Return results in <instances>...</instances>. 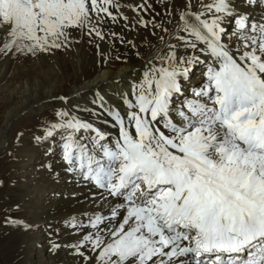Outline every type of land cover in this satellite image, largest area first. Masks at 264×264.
<instances>
[{
  "label": "snow or ice",
  "instance_id": "6c2138e0",
  "mask_svg": "<svg viewBox=\"0 0 264 264\" xmlns=\"http://www.w3.org/2000/svg\"><path fill=\"white\" fill-rule=\"evenodd\" d=\"M257 6L264 10V0H210L194 11L187 0L173 12L170 0H160L164 15L176 17L169 30L149 0H0L4 57L67 49L79 42L76 30L90 43L118 40L137 57L124 29L167 36L133 74L116 78V102L96 83L87 104L51 98L54 118L33 139L59 157L70 183L93 190L86 208L60 221L74 239L62 244L49 232L50 250L69 248L83 264H264V15H252ZM121 23V32H109ZM96 49L107 69L109 55L99 43ZM4 222L31 227L11 216Z\"/></svg>",
  "mask_w": 264,
  "mask_h": 264
},
{
  "label": "bare ground",
  "instance_id": "6f19581e",
  "mask_svg": "<svg viewBox=\"0 0 264 264\" xmlns=\"http://www.w3.org/2000/svg\"><path fill=\"white\" fill-rule=\"evenodd\" d=\"M132 2L138 4L141 0H121L122 4ZM149 2L156 8V12L160 13L157 19L162 25L169 28V30L174 28L176 23L175 15L171 18L166 17L161 11L160 0H149ZM165 2L168 3L169 0H165ZM170 2L173 12H175V9L183 7L187 0H170ZM201 2L208 3L210 0H191L194 11L199 9ZM122 10L129 16L134 15L127 8ZM251 12L254 17L264 15V10L259 6L251 9ZM169 19L172 20V23L168 22ZM122 27V23L112 25L109 27V32H121ZM123 31L129 39L135 40L141 53L140 57H137L132 49L125 44H121L118 40L114 46L110 45L107 39L104 41L96 40L90 43V40L93 39L92 37L76 30L73 35L79 42L73 43L67 49L57 50L50 54L41 53L35 57L30 55L23 56L21 60L18 57L12 56L2 59L0 71L1 68L11 65L13 71L18 70L14 78L17 81L18 79L21 81H18L17 86H13V89H18V100L15 101V104L11 108L3 112L4 118L2 124H0V146L2 138L5 137L7 124L21 110L20 106L26 107V103L31 98L36 104H32L30 107L37 105L38 101L41 104L43 103L42 106L44 107H56L58 106L57 103L51 98L60 95H68L73 102L84 105L91 99V92L89 91L91 85L96 83L102 93L106 95V99L110 102H116L114 96V89L117 87L115 83L116 78L125 73L129 75L133 74L129 70L139 69L144 59L160 48L159 37L162 35L166 36L159 29L155 30L156 35H152L144 29L139 28L137 31H129L128 29H124ZM96 43L100 44V51L108 54L110 57L107 69H103L97 64ZM118 55L120 56V60L115 59ZM28 59H32L33 61L29 64L27 63ZM101 74H106L104 82L98 80V76ZM73 93H77V95L74 97ZM47 113L50 112L47 111ZM40 125H37L38 132L36 133L38 134H40ZM99 126L109 132L114 131L103 123H100ZM47 147L48 144L46 145L45 158L43 159L39 158L40 153L33 146L29 147L28 152H24L28 156L26 166L29 173H31L32 167L36 163H39L35 167L38 175L33 179L28 188H22L23 184L9 186L10 193L8 197L15 206L12 205L13 210L9 212V216L23 220L31 225V227L24 229L22 226L5 224L0 227V237L10 239L13 242L14 251H16L14 258L17 262L30 259L31 264H83L82 259L77 257L69 248L62 247L57 250H50L49 232L52 233L51 238L58 240L62 244L66 242L70 243L74 237L60 221L64 218L65 214L86 208L87 203L84 202V197L93 189L79 187L74 183H70L67 174L63 171L62 162L59 160V157H52L50 154H46ZM45 164L51 165V169L44 167ZM54 172L59 173V175L54 177L52 175ZM72 191L77 193V199L72 198ZM55 192L60 193V195L58 197L54 196L53 193ZM8 207L0 210V217L4 218L7 216ZM49 224L52 225L51 229L48 228ZM29 246H31V249ZM31 250L33 251L32 258ZM1 252L3 254H0V264H5L3 259L5 251L2 249Z\"/></svg>",
  "mask_w": 264,
  "mask_h": 264
},
{
  "label": "rangeland",
  "instance_id": "374dc122",
  "mask_svg": "<svg viewBox=\"0 0 264 264\" xmlns=\"http://www.w3.org/2000/svg\"><path fill=\"white\" fill-rule=\"evenodd\" d=\"M165 38L167 39V36H165ZM17 57L21 60L23 56ZM4 58V56L0 55V63ZM32 61V59H28L27 63L30 64ZM17 71L18 70L13 71L11 65L6 68H1L0 71V124H2L4 118L3 112L11 108L15 104V101L18 100V89H13V86H17L16 84L18 81H21L20 79L17 81V79L14 78L15 75H17ZM32 104H36V102L31 98L26 103V107L20 106L21 110L17 112L9 121L10 123L7 124L4 134L5 137L2 138V144L0 146V167L2 168V170L0 168V210H4L9 204L7 210L8 214L5 217H9V212H12L14 206L8 197V194L10 193L9 186L23 184L22 188L26 189L38 175L35 167L39 163H36V165L32 167L31 173L27 171L26 163L28 156L27 153L25 154L24 152H28L33 146L39 151V158H45L44 153L47 143H37L34 141L33 137L38 134L36 133L38 132L37 128L43 121L54 118L53 110L55 106L44 107L42 106L43 103L41 104L38 101L37 105L30 107ZM39 104L41 105L39 106ZM47 111L50 113H47ZM30 124H33L31 125L32 128ZM34 124H37L38 126ZM5 217H0V227L5 225ZM29 248L31 249V246H29ZM2 249L5 251L3 256L5 264H31L30 259H25L20 262L15 260L14 256L16 251H14V244L10 239L0 237V254H3V252H1ZM32 256L33 251L31 250V258Z\"/></svg>",
  "mask_w": 264,
  "mask_h": 264
}]
</instances>
